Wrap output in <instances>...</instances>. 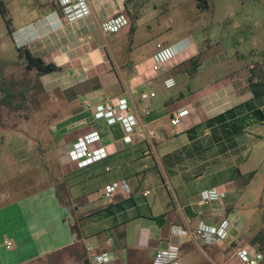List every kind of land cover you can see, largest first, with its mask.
Here are the masks:
<instances>
[{"label":"crops","instance_id":"1","mask_svg":"<svg viewBox=\"0 0 264 264\" xmlns=\"http://www.w3.org/2000/svg\"><path fill=\"white\" fill-rule=\"evenodd\" d=\"M33 1L17 10L12 36L17 48L60 68L38 81L52 107L49 132L62 175L26 196L0 194V264H92L91 255L102 252L111 255L108 264H153L157 252L172 247L179 249L181 264H247L238 253L259 252L251 240L240 242L249 232V214L238 205L235 181L244 173L227 168L225 145L229 142L236 150L240 137L264 125L252 117L255 110L264 113V95L255 97L250 88L238 92L229 77L206 90L170 93L199 74L201 64L194 71L189 62L198 56L200 60L201 52L192 39L154 46L149 36H138L155 32L147 8L150 0H84L85 14L72 22L58 0ZM117 14H124L129 26L103 34L101 24ZM158 46L174 47L177 56L154 73ZM151 93L155 97L141 99ZM121 99L136 119L133 132L95 115V107L116 105ZM182 111L188 115L173 126V116ZM232 111L234 118L226 116ZM220 116L225 119L206 125ZM246 116L250 118L241 122ZM235 124L243 129L236 132ZM93 132L101 138L93 148H103L107 157L81 168L70 152L78 139ZM60 149H66L65 157H60ZM220 173L226 175L224 184L218 183ZM60 181L67 202L61 198ZM115 184L118 188L106 197ZM214 189L225 198L204 204L201 192ZM100 190L102 197L91 199ZM76 214H87L79 228ZM201 223H226V240L216 244L201 239ZM6 242L12 244L10 249ZM90 245L95 252L88 251Z\"/></svg>","mask_w":264,"mask_h":264},{"label":"rangeland","instance_id":"2","mask_svg":"<svg viewBox=\"0 0 264 264\" xmlns=\"http://www.w3.org/2000/svg\"><path fill=\"white\" fill-rule=\"evenodd\" d=\"M34 2L0 0L11 10L8 19L12 18L13 32L18 25L17 10L23 3ZM147 8L154 16L155 32H140L139 37L141 34L149 36L154 46L161 41L192 39L201 52V66L195 80L179 85L170 93L187 94L190 88L206 90L227 77L234 80L238 92H247L250 77L264 78V0H208L204 8L197 0H150ZM142 19L147 21L146 16ZM9 32L0 9V102L5 87L16 92L13 108L0 106V194L19 198L41 191L44 183H51L52 176L60 178L62 174L60 166L56 165V150L51 145V104L43 98L36 70L28 69L26 59L17 52V42ZM237 146L232 151L229 142L225 145L230 159L226 165L244 173L240 177L237 174L235 183L238 205L249 214L245 216L249 232H244L240 242L249 243L259 230H264V125L250 129L239 138ZM59 153L60 157H65L66 149H60ZM225 176L220 173L219 184L227 181ZM62 181L57 187L62 200L67 202ZM120 185L123 188V182ZM102 194L104 191L100 190L91 199L101 198ZM83 216L87 214L75 215L76 227L79 228Z\"/></svg>","mask_w":264,"mask_h":264},{"label":"built area","instance_id":"3","mask_svg":"<svg viewBox=\"0 0 264 264\" xmlns=\"http://www.w3.org/2000/svg\"><path fill=\"white\" fill-rule=\"evenodd\" d=\"M59 6L62 8L66 19L72 22L79 17L83 16L86 12V4L84 0H80L78 3H74L72 0H58ZM129 26V20L124 14H117L106 21H104L100 30L105 35L117 34L126 27ZM177 56L176 49L174 47H162L158 46L157 53L153 56L152 71L154 73L162 72L165 66L173 61ZM155 97L154 93L150 95H143L142 100L148 97ZM90 107L89 104H86ZM130 108L128 102L125 99H121L116 105L102 104L95 107V115L98 119H104L109 124H122L127 132H133L136 126V119L130 115ZM188 115V111H182L176 113L171 123L173 126H179L182 120ZM100 134L93 132L83 138L77 140L73 146L70 157L76 161L79 166L86 167L104 160L107 157V153L103 148L94 149V145L100 141ZM118 188V185H113L107 189L106 197L110 198L111 194ZM226 194L219 190H206L201 192V201L204 204L211 202L221 201L225 198ZM227 224L223 223L218 227L208 226L201 223L197 234L198 236L208 243H222L228 236ZM6 247L10 249L12 244L6 242ZM88 251L95 252V248L90 245L87 247ZM238 256L247 264H262L263 256L260 253H256L250 256L247 250H242L238 253ZM111 255L107 252L94 253L91 255L90 260L92 264H108L111 262ZM153 264H181L179 257V249L177 247L169 248L168 250L159 251L156 253Z\"/></svg>","mask_w":264,"mask_h":264},{"label":"trees","instance_id":"4","mask_svg":"<svg viewBox=\"0 0 264 264\" xmlns=\"http://www.w3.org/2000/svg\"><path fill=\"white\" fill-rule=\"evenodd\" d=\"M198 5L200 7H207L208 6V0H197ZM0 9L3 17L6 19L8 28L10 30V35L13 33L10 27L11 20L8 19V10L6 9L5 6H3L2 3H0ZM17 52L20 54L21 57H24L26 59L27 67L29 70H36L37 73V78L39 80L40 77L46 74H50L56 71H59L60 68H58L54 64H47L44 60L40 58H35L28 49H22V48H17ZM191 68L196 71V69L199 67V56L192 59L190 62ZM248 86L251 90V92L254 94L255 97H260L264 95V80H259L255 81L253 77L249 78L248 81ZM5 90H2L4 92V96L0 102V106H7L8 108H13V102L12 99L16 97V92L13 90V88L5 87ZM1 90V89H0ZM226 116H232L233 118L235 117V112H228ZM252 117L254 120L257 122H262L264 121V113L260 110H255L252 114ZM250 117L246 116L245 118H241L240 121L244 122L246 119H249ZM225 119V116H220L210 122H208L206 125H213L215 123H219L222 120ZM235 130L237 132L240 131L241 126H238L237 124L234 125ZM243 129V127L241 128ZM74 231L76 230L75 227H73ZM77 233V232H76ZM78 237H80L78 235ZM250 244L252 247H255L256 250L263 256V262L264 264V230H259L255 236L251 239Z\"/></svg>","mask_w":264,"mask_h":264}]
</instances>
